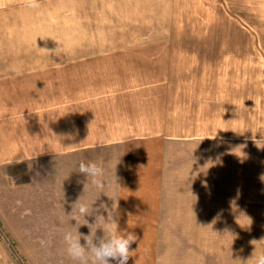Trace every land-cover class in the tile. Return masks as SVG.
<instances>
[{"label":"rangeland","instance_id":"1","mask_svg":"<svg viewBox=\"0 0 264 264\" xmlns=\"http://www.w3.org/2000/svg\"><path fill=\"white\" fill-rule=\"evenodd\" d=\"M38 3L29 8L25 0H0V51H123L107 59L108 69L124 61L120 81L139 83L134 93L143 97H166L161 124L167 132L231 142L236 210L231 203L233 213H152L149 223L142 216L150 213H124L121 225L146 231L135 233L138 242L127 264H246L264 254V0ZM54 60L29 55L11 63L52 67ZM153 81L164 83L155 90L141 87ZM11 175L19 183L26 179L21 162L0 165V252L9 264H50L52 213H11ZM245 180L251 201L239 185ZM145 241L151 248L142 247Z\"/></svg>","mask_w":264,"mask_h":264},{"label":"crops","instance_id":"2","mask_svg":"<svg viewBox=\"0 0 264 264\" xmlns=\"http://www.w3.org/2000/svg\"><path fill=\"white\" fill-rule=\"evenodd\" d=\"M11 52L0 51V165L21 162L26 174L20 183L12 175L6 178L11 213H52L50 264H78L67 255L63 240L65 231L75 233L71 226L79 227L82 236L92 231L102 237L103 229L140 235L139 226L118 222L123 219L124 223V213H150L148 217L140 214L149 223L152 213L236 210L231 142L220 136L167 132L161 124L167 117L162 108L166 97L159 95L157 101L155 94L134 93L139 83L119 80L124 71L118 68L124 61L117 60L120 66L108 69L107 59L121 57L123 51ZM29 55L55 62L52 67L11 63L15 57ZM163 83L144 82L141 87L155 90ZM67 133L71 139L57 138ZM261 140L264 211V125ZM81 162L104 168L107 186L102 193L90 179L84 191L87 177L78 172ZM247 183H239L246 193L251 188ZM251 195L247 193L246 201H251ZM79 199L89 206L94 202L91 214L85 216L88 224L81 226L72 220L79 215L80 224L86 223L78 213L79 204L75 205ZM109 212L117 213L114 225L109 224ZM148 244L145 241L142 247L151 248Z\"/></svg>","mask_w":264,"mask_h":264},{"label":"clouds","instance_id":"3","mask_svg":"<svg viewBox=\"0 0 264 264\" xmlns=\"http://www.w3.org/2000/svg\"><path fill=\"white\" fill-rule=\"evenodd\" d=\"M25 5L29 8L39 7L38 0H25ZM64 136L69 139L72 138L71 133L62 134L61 137H57L55 135L58 139H61ZM253 139L255 140V137H253ZM255 142L257 143V141ZM78 172L87 177V183L84 185V191L88 187L89 179L91 180V184L93 186L101 190V193L106 188L107 181L105 180V170L97 163L88 162L85 164L84 162H81L78 166ZM262 179H264V177H262ZM93 203L94 202H92V204ZM77 204H79L78 213L82 215L84 219L85 216L91 214L92 204L89 206L87 203H80V199L75 203V205ZM101 207L106 206L101 205ZM98 218L103 217H97V219ZM72 220H75L76 225L79 224V226L88 224L86 219V223L80 224L79 215L73 216ZM109 220L114 221L112 212H109L108 214V221ZM71 227L75 228V233L71 230L65 231L63 234V240L66 244L67 255L72 260L77 261L78 264H110V261H115L116 264H127L130 257H132L133 251L131 250V246L137 241V236L132 232L119 230L116 232H106L103 229L104 234L102 237H97L96 232L93 233L92 231L89 235L82 236V234L78 231L79 227ZM81 239L85 241L84 244L81 243ZM254 242L256 241H252V243ZM250 260L252 261V264H264V254L256 258H253L252 256V258L248 261ZM248 261L246 264H248Z\"/></svg>","mask_w":264,"mask_h":264},{"label":"built area","instance_id":"4","mask_svg":"<svg viewBox=\"0 0 264 264\" xmlns=\"http://www.w3.org/2000/svg\"><path fill=\"white\" fill-rule=\"evenodd\" d=\"M0 264H9V263L5 260L3 254H2L1 252H0Z\"/></svg>","mask_w":264,"mask_h":264}]
</instances>
